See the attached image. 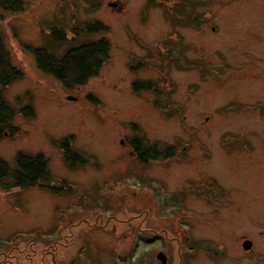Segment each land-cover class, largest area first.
<instances>
[{"label": "rangeland", "instance_id": "374dc122", "mask_svg": "<svg viewBox=\"0 0 264 264\" xmlns=\"http://www.w3.org/2000/svg\"><path fill=\"white\" fill-rule=\"evenodd\" d=\"M25 1L0 19L25 73L0 157L42 154L52 188L0 182V264H264V0ZM101 37L110 58L75 89L20 45Z\"/></svg>", "mask_w": 264, "mask_h": 264}, {"label": "trees", "instance_id": "16d2710c", "mask_svg": "<svg viewBox=\"0 0 264 264\" xmlns=\"http://www.w3.org/2000/svg\"><path fill=\"white\" fill-rule=\"evenodd\" d=\"M26 4L25 0H0V19H4L8 14H18L25 11ZM86 30L90 34L96 33L101 28L99 24L91 23ZM50 34H52L53 40H67L61 28L52 29ZM20 45L24 51L33 56L40 72L53 77L68 89L83 86L91 78L97 76L104 63L110 58L111 53V43L104 37L85 40L79 45L68 48L61 55H57L47 46H35L22 41H20ZM12 60L4 34L0 31V139L7 134L14 135L19 131L14 122L17 115L16 110L5 99L4 93L7 87L22 79L25 73L21 68L14 65ZM21 112L27 118L35 116V109L32 104L23 107ZM65 143L66 141L62 142V144ZM143 144V141L138 140L134 143L139 157L145 158L151 149L158 151L156 146V148L146 149L142 147ZM65 158L71 162L69 148L66 149ZM3 179H11L15 184L14 186L24 188L31 186L52 188L50 184L52 174L47 159L42 154L33 156L19 152L14 169L10 167L5 159L0 157V182Z\"/></svg>", "mask_w": 264, "mask_h": 264}, {"label": "water", "instance_id": "95a60500", "mask_svg": "<svg viewBox=\"0 0 264 264\" xmlns=\"http://www.w3.org/2000/svg\"><path fill=\"white\" fill-rule=\"evenodd\" d=\"M252 243L250 241L244 242L246 248H250ZM158 259L162 261V264H167V255L164 252H159L157 255Z\"/></svg>", "mask_w": 264, "mask_h": 264}]
</instances>
